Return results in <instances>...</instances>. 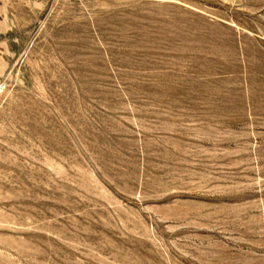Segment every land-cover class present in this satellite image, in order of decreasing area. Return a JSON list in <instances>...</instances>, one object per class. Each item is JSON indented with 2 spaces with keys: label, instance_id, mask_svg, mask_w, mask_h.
<instances>
[{
  "label": "rangeland",
  "instance_id": "obj_1",
  "mask_svg": "<svg viewBox=\"0 0 264 264\" xmlns=\"http://www.w3.org/2000/svg\"><path fill=\"white\" fill-rule=\"evenodd\" d=\"M0 264H264V0H0Z\"/></svg>",
  "mask_w": 264,
  "mask_h": 264
}]
</instances>
